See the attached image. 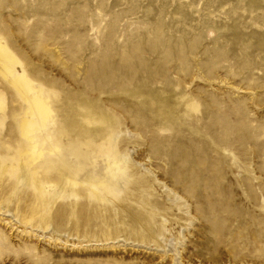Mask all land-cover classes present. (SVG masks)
Returning <instances> with one entry per match:
<instances>
[{"label": "rangeland", "instance_id": "rangeland-1", "mask_svg": "<svg viewBox=\"0 0 264 264\" xmlns=\"http://www.w3.org/2000/svg\"><path fill=\"white\" fill-rule=\"evenodd\" d=\"M0 43V264H264V0H0Z\"/></svg>", "mask_w": 264, "mask_h": 264}, {"label": "bare ground", "instance_id": "bare-ground-1", "mask_svg": "<svg viewBox=\"0 0 264 264\" xmlns=\"http://www.w3.org/2000/svg\"><path fill=\"white\" fill-rule=\"evenodd\" d=\"M2 45V43H0ZM0 45V54L3 55V63L1 65L2 72H5V74H9L12 78V81L15 83H18L21 85V87L28 91L30 89L28 82L26 81V78L24 79V73H19V71L14 70V63L15 59L12 57L11 53L8 51L7 48ZM23 70V69H22ZM17 85V84H16ZM21 88V89H22ZM37 93H35L33 96L30 97L31 102V108L34 112L37 113H43L44 111V104L41 102V100L38 97ZM27 125V124H25ZM28 127V126H27Z\"/></svg>", "mask_w": 264, "mask_h": 264}]
</instances>
